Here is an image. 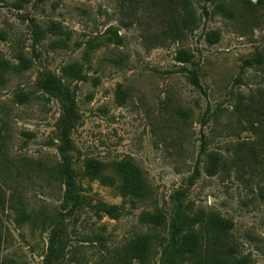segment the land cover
Listing matches in <instances>:
<instances>
[{
	"label": "rangeland",
	"instance_id": "374dc122",
	"mask_svg": "<svg viewBox=\"0 0 264 264\" xmlns=\"http://www.w3.org/2000/svg\"><path fill=\"white\" fill-rule=\"evenodd\" d=\"M17 1L0 0V264H109L149 231L139 216L156 208L167 241L183 208L218 217L238 256L264 264V9L188 0L195 31L175 42L167 30L180 6L171 0H31L21 9ZM182 50L190 63L177 62ZM21 55L29 69L19 68ZM77 63L83 79L67 80ZM53 78L73 102L43 89ZM72 106L67 156L80 208L39 167L62 162ZM88 160L135 162L152 198L133 204L85 178ZM99 203L121 214L98 213ZM20 204L31 221L16 222Z\"/></svg>",
	"mask_w": 264,
	"mask_h": 264
},
{
	"label": "trees",
	"instance_id": "16d2710c",
	"mask_svg": "<svg viewBox=\"0 0 264 264\" xmlns=\"http://www.w3.org/2000/svg\"><path fill=\"white\" fill-rule=\"evenodd\" d=\"M212 2L214 0H205ZM31 0H18L17 7L23 8ZM178 4L172 21L168 25L167 33L175 42H182L195 31L196 14L188 0H171V4ZM239 5L246 10L264 9V0H257L253 3L249 0H238ZM233 16V13H229ZM111 41L116 45L122 44V38L118 32L110 31ZM95 41L89 43L86 51L87 57L92 51ZM177 62L188 64L192 56L187 51L182 50L177 54ZM20 67L29 69V60L21 55L19 57ZM7 70V65H5ZM67 80L80 81L83 79V66L75 64L64 71ZM193 84L200 87L199 79L193 75ZM43 89L50 92L55 97H61L66 102H73L71 98L70 86L63 82L61 78L49 79L45 82ZM67 114L66 129L64 132L65 144L59 149L62 155V162L54 167H44L43 163L39 167L44 168L50 178L65 187L64 200L66 203L72 202L75 208H80L83 201L76 194V175L70 167L67 151L70 143L69 134L72 125L77 119L74 106L66 108ZM264 127V120H263ZM264 131V130H263ZM264 136V132H263ZM264 138V137H263ZM221 158L215 160L214 175L219 172ZM84 177L92 181L113 188L124 200H130L133 204L144 202L152 198V191L144 177L143 171L133 161L112 162L104 164L97 160H88L85 163ZM0 204H6L4 193H0ZM14 207L17 217L16 222L22 224L31 221L32 215L22 204ZM97 212L104 213L111 217H118L121 208L99 203ZM205 218L202 213L191 215L187 210L179 208L172 220L170 239L167 241L163 231L167 229V217L162 210L156 208L154 211H144L139 216L142 226L148 227L149 231L138 235L123 248L116 261L109 264H151L155 256H160V264H251L250 258L240 257L232 243L230 228L227 224L219 220L218 217L212 219ZM1 243V237H0ZM160 249L161 251H158Z\"/></svg>",
	"mask_w": 264,
	"mask_h": 264
}]
</instances>
